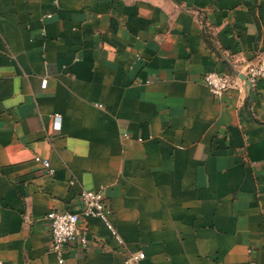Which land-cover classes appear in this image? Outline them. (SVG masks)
I'll return each mask as SVG.
<instances>
[{
	"label": "crops",
	"instance_id": "obj_1",
	"mask_svg": "<svg viewBox=\"0 0 264 264\" xmlns=\"http://www.w3.org/2000/svg\"><path fill=\"white\" fill-rule=\"evenodd\" d=\"M257 55L264 0H0V264H57L83 188L121 240L83 218L63 264H264V77L203 81Z\"/></svg>",
	"mask_w": 264,
	"mask_h": 264
},
{
	"label": "built area",
	"instance_id": "obj_2",
	"mask_svg": "<svg viewBox=\"0 0 264 264\" xmlns=\"http://www.w3.org/2000/svg\"><path fill=\"white\" fill-rule=\"evenodd\" d=\"M263 77L264 57L257 55L236 73L209 71L204 74L203 81L212 93L221 97L229 90H236L240 95H245ZM56 118L59 120V115ZM37 159L43 162L48 174H53L49 159L43 157H37ZM76 202V207L73 209H55L47 213L52 247L60 253L57 264L64 263L61 253L70 244L76 243L82 250L88 249L90 246L91 241L87 233L80 227V221L83 218H100L108 226L113 236L121 240L111 219V206L102 189L83 188L77 195ZM144 256L145 254L140 252L138 257L130 258L129 264L144 258Z\"/></svg>",
	"mask_w": 264,
	"mask_h": 264
}]
</instances>
